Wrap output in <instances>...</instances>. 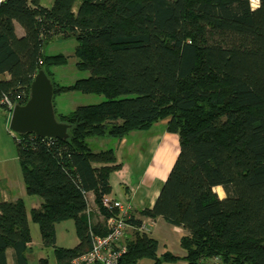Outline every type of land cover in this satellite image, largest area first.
<instances>
[{
	"label": "trees",
	"instance_id": "trees-1",
	"mask_svg": "<svg viewBox=\"0 0 264 264\" xmlns=\"http://www.w3.org/2000/svg\"><path fill=\"white\" fill-rule=\"evenodd\" d=\"M41 1H0V109L9 110L5 99L25 105L40 71L50 79V68L67 64L45 55L50 41L76 40L77 69L87 78L72 86L50 80L67 139L16 140L27 195L42 200L31 221L58 264L86 253L91 231L106 234L90 227L86 194L105 219L112 215L102 201L116 157L93 153L87 140L126 138L161 121L178 135L179 154L154 208L142 214L184 229L186 256L159 255V243L136 232L120 264H264V0L256 8L250 0H54L50 8ZM70 92L104 101L59 114L54 99ZM69 220L80 244L59 249L56 225ZM31 243L24 202L0 200V264L9 248L15 264H28Z\"/></svg>",
	"mask_w": 264,
	"mask_h": 264
},
{
	"label": "crops",
	"instance_id": "crops-1",
	"mask_svg": "<svg viewBox=\"0 0 264 264\" xmlns=\"http://www.w3.org/2000/svg\"><path fill=\"white\" fill-rule=\"evenodd\" d=\"M48 1L49 0H42V6L50 8L54 0H52L50 5H47ZM15 30L18 37L24 35L23 29L17 23L15 24ZM6 78H9V76L7 75ZM6 114L7 116L5 118L8 120L9 113L6 112ZM2 123V120H0V200L10 203L23 201L25 204L32 237V243L29 245V251L27 252L28 264H40L41 260H47L49 264H58L54 249H49L44 246L38 225L31 221V211L40 210L42 200L37 197L30 198L27 195L22 170L19 164L17 147L15 149L12 145L13 147L9 150V144L6 143L5 128ZM167 128L168 121H161L156 123L150 130L133 132L126 138L96 137L87 140L89 148L93 153L113 150L116 157L114 166L119 168L110 175V185L112 188L110 197L118 201L121 200L125 204H129L132 207L130 215L134 221L143 223L149 218L142 213L154 208L161 189L179 154V137L178 135L170 134ZM139 138L146 139L147 145L141 144ZM93 166L95 168H100L105 165L94 164ZM86 197L88 201L86 215L89 219L90 227L96 228L102 226L105 229L107 219H105L98 210L95 204L94 194L90 192L86 194ZM154 221L155 224H157V222L166 223L161 218L154 219ZM130 225L135 227L132 223H130ZM74 227L75 224L73 222V229L76 230ZM132 227L127 234V239L129 240L133 238ZM153 228L148 236L157 241L154 237ZM180 229L182 238L187 235V232L182 228H179V230ZM56 238V247L59 249H75L80 244L78 237H75L73 246L60 245L57 233ZM169 252L171 251L169 250ZM174 255L184 258L186 252L183 251L181 254ZM6 258L7 264H15L13 249L9 248L6 251ZM145 262L147 261L143 259L137 264H155L154 261L153 263ZM213 263H217V261H209V264ZM162 264H188V262L180 260L176 263Z\"/></svg>",
	"mask_w": 264,
	"mask_h": 264
},
{
	"label": "rangeland",
	"instance_id": "rangeland-1",
	"mask_svg": "<svg viewBox=\"0 0 264 264\" xmlns=\"http://www.w3.org/2000/svg\"><path fill=\"white\" fill-rule=\"evenodd\" d=\"M250 2L253 8H256L258 6L257 0H250ZM47 3V5H50L52 3V0H49ZM77 47L78 43L76 42V40L63 39L60 37L53 39L46 45V47L44 48V53L46 56L63 55L67 59L66 65L50 68L51 81L55 82L60 86H72L77 81L87 78V73H82L77 69V63L79 62V59L75 56V51ZM103 101V96L86 95L78 92H70L55 97L54 104L56 107V111H58L59 114H69L78 109L79 107L95 105ZM6 116V112L0 109V120H2V125H4L5 128V135L7 140L6 143L9 144V150L13 146L16 149V140H20V135L11 130L10 121L6 120ZM139 140L141 144L147 145L146 139L139 138ZM215 191L218 193L220 198L225 197V194L221 187H217ZM119 201L122 202L121 200ZM254 220L256 221V218H254ZM155 225L156 226H154L153 232L154 237L159 243V255L169 250L173 254H181L184 251L181 246V229L179 230L178 227L170 226L164 222H157V224ZM55 231L58 234L60 245L73 246L75 237H77V233L76 230L73 229L72 220L65 221L57 225V230ZM145 260L147 261L145 263H153V261L151 260Z\"/></svg>",
	"mask_w": 264,
	"mask_h": 264
},
{
	"label": "built area",
	"instance_id": "built-area-1",
	"mask_svg": "<svg viewBox=\"0 0 264 264\" xmlns=\"http://www.w3.org/2000/svg\"><path fill=\"white\" fill-rule=\"evenodd\" d=\"M5 103L9 109L7 112L9 113L8 120L10 121L16 105L7 99H5ZM102 205L112 213L111 217L106 220V234L99 235L91 231L90 249L86 253L74 258L71 264H120L122 258L128 253L129 239H127V234L132 227L129 222L132 220L130 215L132 207L110 196L103 198ZM154 225L155 221L148 218L140 227H132L133 237L136 232L148 235Z\"/></svg>",
	"mask_w": 264,
	"mask_h": 264
},
{
	"label": "water",
	"instance_id": "water-1",
	"mask_svg": "<svg viewBox=\"0 0 264 264\" xmlns=\"http://www.w3.org/2000/svg\"><path fill=\"white\" fill-rule=\"evenodd\" d=\"M10 128L20 136L35 135L48 139H67L68 126L57 121L53 106V85L40 71L31 85L30 97L12 112Z\"/></svg>",
	"mask_w": 264,
	"mask_h": 264
}]
</instances>
